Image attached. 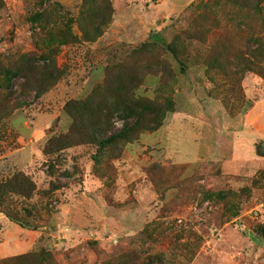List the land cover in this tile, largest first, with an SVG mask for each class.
<instances>
[{"label": "rangeland", "instance_id": "374dc122", "mask_svg": "<svg viewBox=\"0 0 264 264\" xmlns=\"http://www.w3.org/2000/svg\"><path fill=\"white\" fill-rule=\"evenodd\" d=\"M263 115L264 0H0V261L264 264Z\"/></svg>", "mask_w": 264, "mask_h": 264}, {"label": "trees", "instance_id": "16d2710c", "mask_svg": "<svg viewBox=\"0 0 264 264\" xmlns=\"http://www.w3.org/2000/svg\"><path fill=\"white\" fill-rule=\"evenodd\" d=\"M231 2L243 8L247 12H253V14H257V15L262 14L263 0H231ZM100 35H101V31L97 29L95 30V34L93 36L88 37L87 39L93 40L95 39V37H98ZM170 50L174 52V49L171 46H170ZM5 76L6 79L8 80L7 88H11L12 87L11 80L19 76V71L6 70ZM72 132L70 131L68 134L70 133L71 134L68 136L64 135L60 138L57 137L52 139L51 141L53 142V140H55L56 142H58L59 143L58 148L66 147L67 145H70L72 143V141H70L73 139ZM120 135L121 134H119V136ZM114 137H116L115 134L109 136H103V137L100 136V138L98 137V135H96L94 139H97L98 145H103L104 143L113 141L115 139ZM44 152L46 153L45 150ZM261 154L264 155V153ZM34 190H35V185L33 181L24 173L16 172L11 177L5 179L0 183V207L3 206V204L8 200L9 194H16V195L24 196L26 198H30ZM6 215L11 219L20 221L9 212L8 213L6 212ZM20 223L22 222L20 221ZM0 264H57V263L56 261H54L51 253H49L44 249H41L39 251L25 253L19 255L18 257H14V258L12 257L10 259L0 261Z\"/></svg>", "mask_w": 264, "mask_h": 264}, {"label": "crops", "instance_id": "0c3cea01", "mask_svg": "<svg viewBox=\"0 0 264 264\" xmlns=\"http://www.w3.org/2000/svg\"><path fill=\"white\" fill-rule=\"evenodd\" d=\"M261 120H264V115L261 117ZM249 132L251 134L247 137V140L248 141L250 140L253 143L255 140L260 141V150H261V153H264V128L262 129L254 128L250 130ZM260 156H264V155H260Z\"/></svg>", "mask_w": 264, "mask_h": 264}]
</instances>
